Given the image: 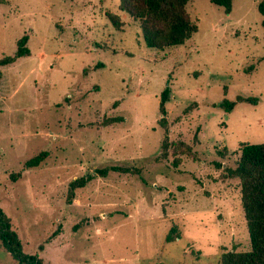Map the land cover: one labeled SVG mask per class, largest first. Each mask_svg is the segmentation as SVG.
I'll list each match as a JSON object with an SVG mask.
<instances>
[{
  "label": "rangeland",
  "instance_id": "rangeland-1",
  "mask_svg": "<svg viewBox=\"0 0 264 264\" xmlns=\"http://www.w3.org/2000/svg\"><path fill=\"white\" fill-rule=\"evenodd\" d=\"M260 1L227 12L190 0L197 31L155 48L121 0H0V58L25 34L30 50L0 66V205L26 252L44 264H221L251 248L241 178L227 170L242 142H264ZM240 95L259 101L219 105ZM113 164L142 171H97ZM0 264H16L1 238Z\"/></svg>",
  "mask_w": 264,
  "mask_h": 264
},
{
  "label": "trees",
  "instance_id": "trees-1",
  "mask_svg": "<svg viewBox=\"0 0 264 264\" xmlns=\"http://www.w3.org/2000/svg\"><path fill=\"white\" fill-rule=\"evenodd\" d=\"M190 0H121L120 7L139 20L142 35L146 44L150 47L165 48L168 46L185 43L198 29L197 21L192 19L187 4ZM225 7L230 12L233 7L232 0H211ZM259 10L264 14V0L259 2ZM117 24L115 17L110 16ZM264 25V18L262 20ZM28 36L25 34L18 40V48L14 55H5L0 58V66L13 63L18 57L30 52L26 45ZM2 71L0 69V81ZM171 88L167 84L161 92L160 123L167 127L165 103L170 99ZM238 101L258 103L259 97L255 95H240L237 99L224 98L219 105L226 110H232ZM168 137V136H167ZM163 154L167 156L169 149L168 138L162 145ZM241 154L238 164L234 168H228V176L240 177L242 185V204L247 219L250 233L251 248L246 250H225L220 253L221 264H264V142H242ZM47 151L28 158L25 169L41 164ZM180 158H176L173 164L177 166ZM141 174L138 166L113 164L98 168V172L106 175L109 171ZM22 171L11 173V178L17 180L22 176ZM93 174L82 175L70 182V198L73 197L76 187L85 186ZM171 228L167 240H175ZM56 231L53 233L55 234ZM0 238L3 245L13 255L16 264H44L42 257L37 253L26 252L22 239L16 229L13 228L11 217L0 205ZM43 248V245H40Z\"/></svg>",
  "mask_w": 264,
  "mask_h": 264
}]
</instances>
